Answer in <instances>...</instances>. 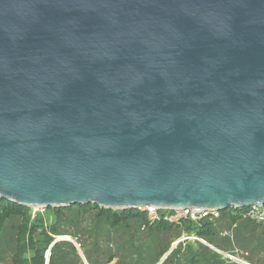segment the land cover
<instances>
[{
    "label": "water",
    "instance_id": "95a60500",
    "mask_svg": "<svg viewBox=\"0 0 264 264\" xmlns=\"http://www.w3.org/2000/svg\"><path fill=\"white\" fill-rule=\"evenodd\" d=\"M2 200L263 207L264 0H0Z\"/></svg>",
    "mask_w": 264,
    "mask_h": 264
},
{
    "label": "trees",
    "instance_id": "16d2710c",
    "mask_svg": "<svg viewBox=\"0 0 264 264\" xmlns=\"http://www.w3.org/2000/svg\"><path fill=\"white\" fill-rule=\"evenodd\" d=\"M234 224L236 228L225 253L240 249L250 253V264H264V221L240 220L230 208L220 212L219 219L214 221H183L174 225L164 221L150 223L145 213L134 210H111L89 204L49 207L32 213L30 208L2 200L0 240L9 236L12 251L7 262L0 258V264H46L47 255V264H83L73 243L56 242L62 237L79 247L87 264H158L180 236L196 237L212 246L211 240L221 236L216 227L224 229ZM162 264L233 263L199 241L185 240L176 245Z\"/></svg>",
    "mask_w": 264,
    "mask_h": 264
},
{
    "label": "built area",
    "instance_id": "2783aa9c",
    "mask_svg": "<svg viewBox=\"0 0 264 264\" xmlns=\"http://www.w3.org/2000/svg\"><path fill=\"white\" fill-rule=\"evenodd\" d=\"M232 215L240 220H251L256 222L264 221V208L263 207H249V208H230ZM139 212L145 213L147 219L150 223L164 221L169 224L179 225L183 221H191L198 222L200 220L208 219L211 221L217 220L220 217V212L209 211V210H198V209H175V210H167V209H158L155 207H145L140 209ZM236 228V224L231 226L230 231L224 229L220 232V235L224 238L232 239L233 230ZM191 240V241H199L202 244L211 247L206 244L204 241L196 238V237H182L181 241ZM218 254H220L225 260L229 261L233 264H250L243 259H239L237 256L228 253H221L218 250H215ZM238 253L237 251H235ZM234 252V253H235Z\"/></svg>",
    "mask_w": 264,
    "mask_h": 264
},
{
    "label": "rangeland",
    "instance_id": "374dc122",
    "mask_svg": "<svg viewBox=\"0 0 264 264\" xmlns=\"http://www.w3.org/2000/svg\"><path fill=\"white\" fill-rule=\"evenodd\" d=\"M32 210V213H36L38 210L40 212H42V209H36V208H30ZM224 229L230 231L231 226L228 227H224ZM221 227H216V232H218L220 234V232L222 230H224ZM183 236H180L179 240L177 239V241H180V239H182ZM229 238H222V236L220 237H215L214 240H211V250L216 252L215 250H217V248H219L220 250H222L221 253H225L227 252V248L230 245ZM176 241V242H177ZM161 243H163V240L160 241ZM175 242V243H176ZM151 242H149L147 245H149ZM174 244V243H173ZM173 244L171 245V247L173 246ZM152 245V244H151ZM170 249L167 251V253L160 259L158 264H162V262L166 259V257L169 255V253L176 247H174L173 249ZM162 248H163V244H162ZM80 250V249H79ZM11 251H12V241L11 238L9 236H4L1 240H0V258L3 259V263L7 262L9 259V256H11ZM235 251H237L238 253H236ZM233 252V255L237 256L239 259H243L245 261H247L248 263H251L248 258L250 257V253L249 252H245L242 251L240 249H237ZM81 252V251H80ZM82 253V252H81ZM217 253V252H216ZM218 254V253H217Z\"/></svg>",
    "mask_w": 264,
    "mask_h": 264
},
{
    "label": "crops",
    "instance_id": "0c3cea01",
    "mask_svg": "<svg viewBox=\"0 0 264 264\" xmlns=\"http://www.w3.org/2000/svg\"><path fill=\"white\" fill-rule=\"evenodd\" d=\"M179 242H181V239H180V241H179ZM179 242H178V243H179ZM209 248H211V247H209Z\"/></svg>",
    "mask_w": 264,
    "mask_h": 264
},
{
    "label": "bare ground",
    "instance_id": "6f19581e",
    "mask_svg": "<svg viewBox=\"0 0 264 264\" xmlns=\"http://www.w3.org/2000/svg\"><path fill=\"white\" fill-rule=\"evenodd\" d=\"M67 238V237H66ZM69 239V238H68Z\"/></svg>",
    "mask_w": 264,
    "mask_h": 264
}]
</instances>
